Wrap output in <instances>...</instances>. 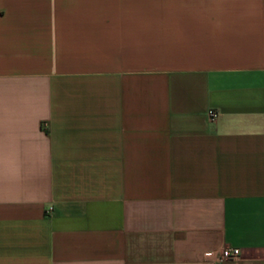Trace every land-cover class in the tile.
I'll list each match as a JSON object with an SVG mask.
<instances>
[{"label": "crops", "instance_id": "0c3cea01", "mask_svg": "<svg viewBox=\"0 0 264 264\" xmlns=\"http://www.w3.org/2000/svg\"><path fill=\"white\" fill-rule=\"evenodd\" d=\"M0 264H264V0H0Z\"/></svg>", "mask_w": 264, "mask_h": 264}, {"label": "built area", "instance_id": "2783aa9c", "mask_svg": "<svg viewBox=\"0 0 264 264\" xmlns=\"http://www.w3.org/2000/svg\"><path fill=\"white\" fill-rule=\"evenodd\" d=\"M210 117L215 119L217 112L210 111ZM242 255V250L236 247H225L220 251L208 252L205 254V258L212 263H220L223 261H238Z\"/></svg>", "mask_w": 264, "mask_h": 264}]
</instances>
